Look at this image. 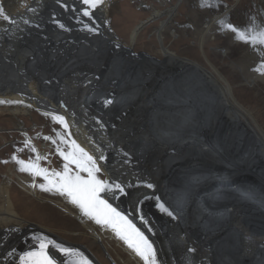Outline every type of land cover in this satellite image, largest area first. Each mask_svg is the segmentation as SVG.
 Masks as SVG:
<instances>
[{
  "label": "bare ground",
  "instance_id": "bare-ground-1",
  "mask_svg": "<svg viewBox=\"0 0 264 264\" xmlns=\"http://www.w3.org/2000/svg\"><path fill=\"white\" fill-rule=\"evenodd\" d=\"M21 1L24 5H18L21 7L19 13L37 8V4L30 7V1L38 0H27L26 4L24 0ZM180 2L181 0L173 8ZM55 6V10L59 13L47 15L43 20L37 18L35 24L29 21L31 14L17 13V19L26 18L29 21L19 22L17 28H13L16 25L14 16L10 17L11 22L0 16V37L11 36L17 40L16 44L13 38V42L10 40L6 43L5 40L8 39L6 38L2 43L3 46L0 45L2 48L0 101H6L2 103L3 107L13 115H25L38 106L36 97L42 96L40 101L43 105L53 108V110L50 108L51 111L45 110L44 113L62 115L73 124L72 120H76L84 130L85 139L88 138L89 143L93 142L97 146L93 150L99 157L106 152L110 158L104 166L102 161L100 165L103 166L104 171L107 170L106 176L110 183L121 184L124 191L121 193L114 190L115 195L106 191L101 193V196L108 202L109 198H114V201H118V205L125 204L121 210L112 206L123 215L125 208L127 214L135 215L134 204L137 198L148 190L162 194L173 205L178 212L177 220L164 215L158 218L161 243L158 241V235L154 239L144 235L151 244L154 241L157 245L158 251H154L158 264H162L159 252L163 247L168 254L176 247L178 249L175 250V254L185 253L179 242H183L184 246L192 242L193 246H189L191 249L194 248L196 245L194 239L188 241V238H193L192 231L197 236L195 227L201 222L198 221L196 224L191 222V229L187 226L189 221H196L198 218L206 222L217 220L207 217L201 204L202 201L203 203L209 201L214 193L221 194L220 204L224 208L222 212L225 217L235 211L234 201L249 207L253 216L263 217L264 196L249 186L236 182L235 177L230 178L223 174L225 170H229L232 175L241 172L253 176L256 178L255 181L264 183V169H262L264 130L253 114L239 101L232 82L210 61L207 66L170 51L163 46L161 35H159L160 53L165 62L179 69L190 65L192 69L203 72V76L201 75L198 80H190L184 75L176 76L172 71L141 61L135 54L134 46L140 28L148 24V19L133 28L129 36L130 48L127 50L119 43L118 38L112 36L110 27L98 16L96 8L90 9L91 17L80 18L81 15L76 13L71 19L69 10L77 12L78 9L76 11L73 6L60 9L58 1L55 2ZM160 15L161 13H154L151 19ZM164 24L162 23L161 27ZM158 32L160 33L161 29ZM50 33L53 38H46ZM119 45L122 48H119ZM51 49L56 51L52 54L56 62L65 58L67 64L64 67L57 64L49 69L45 62L42 64L39 60L42 55L47 59ZM65 50L66 52L61 55ZM31 64L39 67L30 69ZM167 73L173 77L168 76ZM261 73L264 74V69ZM28 93L34 96L30 98ZM94 94H99V97H95ZM60 102L64 105L61 106ZM129 104L134 105L129 113L138 122L143 121L138 116V112L148 111L142 116L149 117V130L152 135L154 134L152 126L160 133L157 143L151 144L150 147L146 146L147 142L144 145L142 129L134 128L129 123L119 122L118 117L123 113L120 105ZM72 109H74L73 114L70 112ZM111 112H115L118 116H111ZM106 113L110 114L109 118ZM91 119H94V126ZM136 130L138 132L135 134ZM97 161L100 162L98 159ZM143 163L146 165L142 166ZM142 172L147 176H139ZM108 173L114 175L117 180L111 178ZM147 177L151 179L146 181ZM4 180L8 181V179ZM7 181L0 183V225H2L0 238L3 237L0 240V264H22L23 253L38 248L41 238L56 242L49 244L46 251L54 256L57 264H66L62 258L65 255L70 259L72 254L61 253L55 245L75 249L74 256L78 261L86 258L90 264H102L85 245L68 242L62 236L50 232L51 228L48 227L50 229L48 231L47 228L23 219L10 199L7 189L9 181ZM149 184L152 185L151 188L147 187ZM242 185L246 188L244 189ZM258 186L262 187L261 184ZM248 190L257 194L251 195L247 193ZM211 205L218 209L222 208L213 203ZM239 213L240 211L235 217L241 216V219L238 218L240 226H250L252 229L253 223L246 222L248 216ZM175 217H177L176 213ZM127 219L130 220L129 217ZM260 219L263 222L253 227L256 235H254L255 243L256 237L264 236V219ZM130 221L141 232V228L132 219ZM166 224L167 227L164 226ZM209 228L211 226L207 229ZM107 230L111 232V236H108L120 238L111 226L108 225ZM26 233L30 238L28 240L32 241L24 248ZM30 235L39 238L31 239ZM92 235L99 242L101 241L99 234L91 231ZM199 240L197 236V241ZM259 241L263 243L264 239ZM14 242L16 244L12 245ZM101 245L111 256L102 241ZM152 247L154 248L153 244ZM258 248L261 249L260 244ZM202 264H233V262L219 259L207 260ZM237 264H264V260L246 261L244 258L237 261Z\"/></svg>",
  "mask_w": 264,
  "mask_h": 264
},
{
  "label": "rangeland",
  "instance_id": "rangeland-1",
  "mask_svg": "<svg viewBox=\"0 0 264 264\" xmlns=\"http://www.w3.org/2000/svg\"><path fill=\"white\" fill-rule=\"evenodd\" d=\"M12 1L0 0V7L4 9V14L9 18L14 16L16 19V25L13 28H17L19 22H34L37 18L43 20L47 15L51 16L53 13H59L55 10V2L57 1L59 2V8L63 10L73 6V9L77 11L80 6L77 0L30 1V7L37 4V8L35 10L29 9L26 12L31 14L28 21L26 18H16V14L21 10L18 5H24L22 4L23 1L14 0L18 3L17 5L16 2ZM66 1L67 3H64ZM178 1L103 0V3L96 10L98 16L110 27L108 28L112 31V36L118 38L119 43L127 50L130 48L129 36L133 28L141 21L148 19V24L140 28L134 46L136 56L143 62L158 65L167 71H172L176 76L184 75L190 80H198L201 75L203 76V72L192 69V67H189L190 65L179 69L177 66L165 62L160 53L159 35L162 37L163 46L178 56L186 57L207 66H209L208 61H210L216 69L220 70L232 82L239 101L253 114L264 130V74L261 73L264 69L262 67L264 66V44L252 45L246 43L238 39L236 34L226 27L227 24H233L244 31L245 36L248 37L264 30V0H181L173 8ZM25 2L27 3V0H24ZM81 8L79 11H82ZM72 12L74 14L78 13L74 10ZM154 13H161V15L158 18L151 19ZM162 23H165L163 27H161ZM159 29H161L160 33L158 32ZM248 29H251V31H248ZM43 30L45 29L43 28ZM202 34L204 35L202 36ZM6 38L8 39L5 40ZM6 38L5 36L0 37V45L4 40L6 43L12 41L13 37ZM46 38L52 39V33L47 35ZM13 39L16 44L17 40ZM55 52L51 49L48 52L47 59L43 58V55L39 58L42 64L45 62L49 69L57 64L62 67L67 64L64 57L59 59L58 62L53 60L52 54ZM65 52L66 50L61 55ZM36 67H39V65L31 64L30 69ZM168 76L173 77L170 74ZM28 94L30 98L34 96ZM41 97H36L38 106L25 115H13L3 107L2 103L0 104V183L7 181L4 179H8V194L15 210L19 212L23 219L34 225L47 228L48 231L51 228L50 232L53 231V233L62 236L68 242L85 245L102 264H144V260L121 237L118 239L114 236L110 237L111 232L107 230L108 225L96 223L93 218L85 215L78 205L73 204L66 194H61L60 191L50 185L43 175L35 174L36 170H46V174L51 179V173L63 172V165L66 161L60 155V151H69L72 141H75V144L79 145L89 155L92 154L93 156H91L96 161L97 159L100 160L99 155L93 150L97 146L93 142L89 143L88 138L85 139L84 130L80 124L71 119L74 125L62 115L44 113L45 110L51 111L53 108L43 105L40 101ZM120 107L123 113L118 117L119 122L129 123L134 128L142 129L143 144L147 142L146 146L150 147L151 144L157 143L160 133L152 126L151 129L154 132L152 135L149 130V117L142 116L148 112L147 110L138 112V116L143 120L138 122L129 113L134 107L133 104L120 105ZM73 111L74 109L70 110L71 113ZM110 114L114 117L118 116L115 115V112ZM110 114L106 113V116L109 118ZM59 116L63 118V123L58 119ZM91 121L92 126H94V119H91ZM129 127L132 128L131 125ZM104 130L107 132V128ZM106 132L105 135L108 136ZM137 132L138 130L135 131V134ZM14 155L16 159L12 158ZM97 164L101 168V172L97 175L100 179H104L107 170L102 169L104 165L101 166V162L97 161ZM145 165L143 163L142 166ZM253 166L255 167V164ZM69 167L73 172L76 171L75 165L70 164ZM224 172L223 174L230 178L243 174L237 172L238 174L234 173L232 175L229 170ZM108 174L115 179L114 175ZM140 174V176L145 175L144 172ZM81 175L86 176L87 173L82 172ZM247 176L251 179L254 178L249 174ZM255 179L253 180L255 183L264 185L263 182L255 181ZM229 183L232 184V182ZM241 183L264 196V191L260 192L255 186H251L247 182ZM40 185L45 187L41 188ZM249 194L254 195L257 193L249 191ZM223 217L225 216L223 215ZM91 231L97 235L99 234L100 240L111 254L110 258L105 253L106 251L104 252L101 241L99 242L96 237H93L94 235L91 236ZM0 236H2L1 233ZM53 242L56 244L55 241ZM15 244V242L12 243V245ZM156 264L158 263L156 262Z\"/></svg>",
  "mask_w": 264,
  "mask_h": 264
},
{
  "label": "snow or ice",
  "instance_id": "snow-or-ice-1",
  "mask_svg": "<svg viewBox=\"0 0 264 264\" xmlns=\"http://www.w3.org/2000/svg\"><path fill=\"white\" fill-rule=\"evenodd\" d=\"M81 3L86 6L82 9L83 15L91 17L92 12H90L89 9L97 8L103 3V0H81ZM0 16L5 20L9 19V17L4 14V9L2 7H0ZM61 27H63V25H61ZM226 27L232 30L238 39L246 43H251L252 45L258 43L264 44V30L248 37L245 36L244 31L233 24H227ZM89 30L94 31L95 29ZM248 31H251V29H248ZM5 102L6 101H0V103ZM58 119L63 123L62 117ZM33 151H35V149H33ZM60 155L66 161L63 165V172H53L51 179L46 174V170H36L35 174L43 175L50 185L60 191L61 194H66L73 204L78 205L81 211L85 215L93 218L96 223L111 226L116 234L144 260V264H156V253L152 244L144 234L140 232L126 216L118 212L101 196V193L106 191L111 192L113 195H115L114 190L123 193L124 188L121 184L116 182L110 183L106 179H100L97 174L101 172V168L98 166L97 161L80 148L79 145H76L75 141L71 142L69 151H60ZM12 158L16 159L15 155ZM99 159L104 160V157L101 156ZM18 162L24 163L23 161ZM70 164L75 165V172L69 167ZM82 172L87 173V175L82 176ZM40 187L44 188L45 186L40 185ZM147 187L151 188L152 185L149 184ZM158 207L167 211L163 204H158ZM169 215H171V213H169ZM49 244H54V242L51 240L46 241L41 238L38 248L23 253L21 256L22 264H57L53 256L49 255L46 251ZM55 247L61 253L66 254H72L76 251L75 249L62 248L60 245H55ZM189 251H194V249H189ZM78 264H90V261L86 258H82Z\"/></svg>",
  "mask_w": 264,
  "mask_h": 264
},
{
  "label": "flooded vegetation",
  "instance_id": "flooded-vegetation-1",
  "mask_svg": "<svg viewBox=\"0 0 264 264\" xmlns=\"http://www.w3.org/2000/svg\"><path fill=\"white\" fill-rule=\"evenodd\" d=\"M140 176V175H139ZM151 178L147 177L145 178L146 181H149ZM236 183V182H235ZM237 185H240L236 183ZM244 189L246 188L245 185H242ZM264 188V185L262 186ZM144 192H153V190H148ZM249 193V190L248 192ZM220 192L214 193L209 201L206 200L205 203L203 201L201 204L204 207V212L207 217H213L214 219H217L216 221H201L199 218L196 219V221H189L187 226L192 229L191 222L193 224H196V222L200 221V225L203 224V226L197 225L195 227L197 236L199 237V242L197 241L196 234L193 233V238L189 237L188 241L191 239L196 243L194 246V251H189L190 246H193L192 242H189V245L186 243V245H182L183 242H179L178 244L181 245L184 249V254L186 256L184 257V254H175V250L178 249L176 247L173 249L171 253H167L163 250L160 253L161 255V263L162 264H202L204 261L207 260H226V261H232L233 264H237V261L244 260L246 258V261L252 260V259H262L264 260V242L259 241L260 239H264V236L261 238L256 237V243L254 241V226L257 225L260 222H263L260 218L264 219L263 217H255L251 213V210L249 207H244L241 204H239L237 201H234V207L236 208L235 211L231 212L228 216L225 218H220L223 216L222 210L224 209L222 205L220 204ZM136 201V200H135ZM211 201V202H210ZM257 204L258 202L255 201ZM214 204L215 206H220L222 208L213 207L211 204ZM254 207V205H251ZM136 209V208H135ZM240 211L239 214L244 213L248 216V219L255 218L253 222L252 229L250 226L242 227L240 226V223L238 221V218L235 217L237 212ZM258 215H261V213H258ZM214 216L218 217L215 218ZM225 216V215H224ZM212 218V219H213ZM166 221V220H165ZM167 227L168 225H164ZM207 229L208 227H210ZM253 230V232H252ZM264 233V231H263ZM158 235V241H160V233ZM256 236V235H255ZM152 241V240H151ZM261 245V249H259V244ZM152 244L154 246V250L158 251L157 245L154 241H152ZM175 244V243H172ZM203 245H209L215 247H218L217 251H210L209 249H201V246ZM258 246V247H257ZM187 248V249H186ZM249 252V253H248ZM173 255V256H172Z\"/></svg>",
  "mask_w": 264,
  "mask_h": 264
},
{
  "label": "water",
  "instance_id": "water-1",
  "mask_svg": "<svg viewBox=\"0 0 264 264\" xmlns=\"http://www.w3.org/2000/svg\"><path fill=\"white\" fill-rule=\"evenodd\" d=\"M63 4V3H62ZM68 13H70V17H71V19L73 18V17H75V14L73 13V12H71L70 10H69V12ZM95 16V15H94ZM81 18V17H80ZM95 19L97 20V18L95 17ZM102 37V36H101ZM120 46V45H119ZM116 48V47H115ZM119 48H122L121 46L119 47ZM116 51H117V49H116ZM101 94V93H100ZM94 96L95 97H99V94H94ZM60 104H61V106L62 105H64L62 102H60ZM262 169H264V167H262ZM106 180H108L107 178H105ZM109 181V180H108ZM235 181L236 182H242V181H246L247 183L248 182H253V183H251V185H253V186H255L259 191H264V188H262L261 186H258V184L257 183H255L254 181H253V179H250L249 178V176H247V175H244V174H238V176L236 175V177H235ZM259 187V188H258ZM173 209H175L174 207H173ZM175 211H176V209H175ZM145 216L146 217H148L151 221H152V223L155 225V226H157L158 225V218H160L162 215H160L159 213H157V211H155L152 207H147V209H146V211H145ZM246 220V219H245ZM254 220H255V218H252V219H248V220H246V222L247 223H253L254 222ZM158 227H159V225H158ZM26 235H28L27 233L25 234V236ZM30 237H31V239H33V238H39V237H36V236H34V235H30ZM28 239H30L29 238V236H26V238H25V242H24V248L27 246V245H29L30 243H31V241L32 240H28ZM201 249H209L210 251H212V250H214V251H217L218 250V247H215V245H213V246H209V245H203V246H201ZM74 255H76V253H72V256L71 257H73ZM51 256H53V255H51ZM53 258H54V256H53ZM55 259V258H54ZM72 259L73 258H71V260H69V262H67L66 264H74V262L72 261ZM82 259V258H81ZM96 264V263H95Z\"/></svg>",
  "mask_w": 264,
  "mask_h": 264
}]
</instances>
